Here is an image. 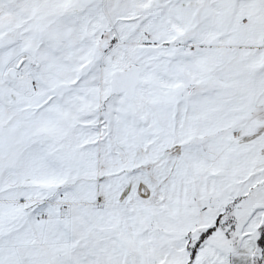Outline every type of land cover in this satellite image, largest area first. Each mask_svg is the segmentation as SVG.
<instances>
[{"label":"rangeland","instance_id":"1","mask_svg":"<svg viewBox=\"0 0 264 264\" xmlns=\"http://www.w3.org/2000/svg\"><path fill=\"white\" fill-rule=\"evenodd\" d=\"M259 209L264 0H0V264H264Z\"/></svg>","mask_w":264,"mask_h":264},{"label":"water","instance_id":"2","mask_svg":"<svg viewBox=\"0 0 264 264\" xmlns=\"http://www.w3.org/2000/svg\"><path fill=\"white\" fill-rule=\"evenodd\" d=\"M98 0H79L80 4L84 7L95 4ZM107 46L103 45V49ZM9 78L12 80L17 79V69L13 68L9 71ZM141 68L137 65H132L128 70L116 71L112 75L110 82L112 95H124L128 101L135 99L136 90L141 85Z\"/></svg>","mask_w":264,"mask_h":264},{"label":"trees","instance_id":"3","mask_svg":"<svg viewBox=\"0 0 264 264\" xmlns=\"http://www.w3.org/2000/svg\"><path fill=\"white\" fill-rule=\"evenodd\" d=\"M249 185H250L251 187H253V186H254V183H250ZM249 185H248V189L250 188ZM239 188H240V189L235 188V190L238 189V191H240V193L243 192V185H241ZM240 193H239V194L237 195V197H236V202H235V204H238V203L242 200V198H243V197L241 196ZM228 209H230V208H228ZM228 209L226 210V212H228ZM230 210L233 212V209H232V208H231ZM231 211H230V212H231ZM233 214H234V212H233ZM120 234H121V233H120ZM120 234H117V235H120ZM205 234H210V231H209V232H206V233H204V234H202L201 238H202ZM206 236H207V235H206ZM119 237H120V236H119ZM201 241H202V240H200V242H201ZM202 242H204V240H203ZM202 242H201V243H202ZM130 256H131V255H130Z\"/></svg>","mask_w":264,"mask_h":264},{"label":"crops","instance_id":"4","mask_svg":"<svg viewBox=\"0 0 264 264\" xmlns=\"http://www.w3.org/2000/svg\"><path fill=\"white\" fill-rule=\"evenodd\" d=\"M259 211H264V210H263V209H261V210L259 209ZM259 211H258V212H259Z\"/></svg>","mask_w":264,"mask_h":264},{"label":"flooded vegetation","instance_id":"5","mask_svg":"<svg viewBox=\"0 0 264 264\" xmlns=\"http://www.w3.org/2000/svg\"><path fill=\"white\" fill-rule=\"evenodd\" d=\"M108 42V41H107ZM122 96H124V95H122Z\"/></svg>","mask_w":264,"mask_h":264}]
</instances>
